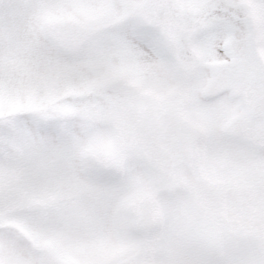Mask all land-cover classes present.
I'll use <instances>...</instances> for the list:
<instances>
[{
	"label": "snow or ice",
	"instance_id": "6c2138e0",
	"mask_svg": "<svg viewBox=\"0 0 264 264\" xmlns=\"http://www.w3.org/2000/svg\"><path fill=\"white\" fill-rule=\"evenodd\" d=\"M0 264H264V0H0Z\"/></svg>",
	"mask_w": 264,
	"mask_h": 264
}]
</instances>
